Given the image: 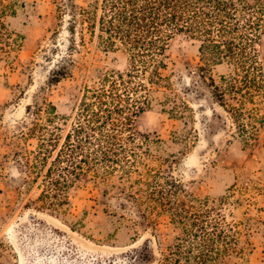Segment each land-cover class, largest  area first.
Returning a JSON list of instances; mask_svg holds the SVG:
<instances>
[{
	"label": "rangeland",
	"instance_id": "1",
	"mask_svg": "<svg viewBox=\"0 0 264 264\" xmlns=\"http://www.w3.org/2000/svg\"><path fill=\"white\" fill-rule=\"evenodd\" d=\"M13 1L0 0V264H157L181 234L170 210L189 198L212 208V216L219 212L235 232L243 254L228 264H264V34L254 43L256 76L239 78L241 88L225 96V107L213 90L226 84L220 76L231 66L210 67L212 85L197 74V43L176 36L164 71L171 84L166 107L173 110L163 111L164 96L153 93L150 109L137 115L129 175L118 170L103 183L81 177L55 213L38 209L40 179L17 186L14 152L36 144L19 137L32 120L27 105L35 111L54 104L67 117L58 119L64 135L83 86L104 72L126 71L128 53L121 45L105 49L96 37L70 53L59 0H16L11 14ZM57 65L68 74L50 84ZM37 117L45 123L43 111Z\"/></svg>",
	"mask_w": 264,
	"mask_h": 264
},
{
	"label": "trees",
	"instance_id": "2",
	"mask_svg": "<svg viewBox=\"0 0 264 264\" xmlns=\"http://www.w3.org/2000/svg\"><path fill=\"white\" fill-rule=\"evenodd\" d=\"M17 4L11 2V14ZM57 7L60 15L68 16L70 53L96 37L105 49L123 46L129 68L104 72L83 86L64 135L58 119L67 117L58 115L54 104L47 102L35 111L27 105L32 120L19 137L33 138L36 144L14 152L22 174L17 186L27 187L40 179L38 209L62 212L70 188L81 177L103 183L118 170L129 175L136 155L129 143L135 137L137 115L150 109L153 93L164 96L159 101L163 111L173 110L166 107L171 84L164 71L169 44L176 36L185 35L197 43L201 62L197 74L209 78L212 85L210 67L231 66L228 75L220 76L226 84L214 85L213 93L222 106H226V95L233 97L241 88L236 84L239 78L248 82L250 75L256 76L254 43L264 34V0H87L85 4L59 0ZM67 74L65 66L57 65L48 82L57 83ZM42 111L45 123L39 124L35 119ZM235 113L237 117L240 111ZM187 201L170 210L181 234L161 253L157 264H228L232 254H243L236 247L235 232L219 212L212 216V208L203 207L204 202ZM145 259L144 253L140 260Z\"/></svg>",
	"mask_w": 264,
	"mask_h": 264
}]
</instances>
